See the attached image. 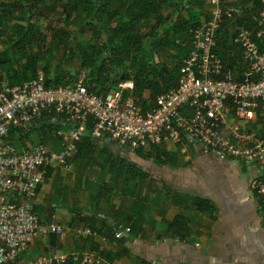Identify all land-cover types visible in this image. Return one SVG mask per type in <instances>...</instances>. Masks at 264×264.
Listing matches in <instances>:
<instances>
[{
    "label": "built area",
    "instance_id": "obj_1",
    "mask_svg": "<svg viewBox=\"0 0 264 264\" xmlns=\"http://www.w3.org/2000/svg\"><path fill=\"white\" fill-rule=\"evenodd\" d=\"M241 14L240 7L208 0L207 20L189 30L190 49L176 85L146 106L134 95L131 80L97 93L88 89L85 71L70 84H47L42 71L22 83H0V264L100 263L94 253L23 254L27 243L40 236L97 234L87 226L42 222L34 209L47 169L70 170L84 137L133 156L148 145L186 136L205 154L242 162L264 224V0L251 11L252 28H236L228 39L242 67L240 78L215 51L224 21ZM40 119L54 127L57 150L42 142L19 147L8 139L11 127L25 128ZM255 122L259 130L250 128ZM124 232L129 229L114 225L115 238Z\"/></svg>",
    "mask_w": 264,
    "mask_h": 264
},
{
    "label": "crops",
    "instance_id": "obj_2",
    "mask_svg": "<svg viewBox=\"0 0 264 264\" xmlns=\"http://www.w3.org/2000/svg\"><path fill=\"white\" fill-rule=\"evenodd\" d=\"M162 1L165 2L154 0L160 5ZM222 2L242 9L235 21L226 19L220 31L218 45L228 48L234 29L252 28L250 14L258 2ZM161 11L163 22L159 23L155 13L151 23L160 33L171 36L175 44L171 49L163 48L164 52H184L179 58L181 63L190 47V28L207 20L208 0H169L168 7ZM167 25L172 30H167ZM224 54V59L218 55L240 78L241 65L229 49ZM148 95L144 91L143 96ZM30 126L36 123L20 129ZM259 126L255 122L250 128ZM100 142L102 147L116 152L111 151L115 158L109 166H103L100 179L97 174L86 177V172L78 179L74 171L64 173L71 171L74 160L75 165L83 164L80 156L73 159L70 170L49 167L37 189L34 206L42 222L68 224L76 229L87 226L97 234L40 236L27 243L23 251L27 258L56 252L79 256L94 253L101 260L99 264H264L263 215L248 192L249 169L242 162L205 154L186 136L179 141L148 145L133 156L114 144ZM21 143L22 140L19 147L31 145ZM133 164L136 168L128 169ZM108 178L116 182V188L105 189ZM114 225L128 228L129 232L115 238Z\"/></svg>",
    "mask_w": 264,
    "mask_h": 264
},
{
    "label": "rangeland",
    "instance_id": "obj_3",
    "mask_svg": "<svg viewBox=\"0 0 264 264\" xmlns=\"http://www.w3.org/2000/svg\"><path fill=\"white\" fill-rule=\"evenodd\" d=\"M92 14L84 11L80 0H5L1 2L0 62H4L5 68L0 69V83H21L33 77L37 71H42L45 80H49L51 84H70L80 71H85L89 80L95 78L98 75V68L102 71L104 78L107 77L109 82L114 83L112 82L114 74L117 79L123 73L131 72L128 61H122L119 66L115 64V60L110 62L112 57L108 48H101L107 35L96 37V34L89 29V25H86L87 19ZM121 19H127L122 11L115 20L105 16L106 22L111 26L120 22ZM94 23L96 26L101 24L97 18ZM133 32L139 40L141 50L150 47L147 59L151 64L162 63L171 68L184 54L177 50L164 52V49L152 40L150 34L153 31L149 32L148 25L135 29ZM114 43L112 41L113 45ZM88 44L94 45L92 50L87 48ZM115 66L117 67L114 68ZM39 127L37 124L26 130L17 131L22 132L23 135L21 145L44 142L43 144L49 149L58 148V138L55 136L54 129L49 125L45 126L48 132L44 133L47 136L44 138ZM99 143L102 144L100 141L94 142L92 148L77 154L75 157H82L83 164L75 165L74 160L71 171H64V173L70 174L74 171L76 172L74 178L78 179L82 173L86 172V177H94L97 174L100 179L104 173L103 166H109L107 164L115 157L112 150L102 147L103 144ZM116 162L117 160L114 161ZM132 168H136L134 164L128 169ZM71 182L76 184L77 181ZM104 186L106 190H112L117 184L108 178Z\"/></svg>",
    "mask_w": 264,
    "mask_h": 264
},
{
    "label": "trees",
    "instance_id": "obj_4",
    "mask_svg": "<svg viewBox=\"0 0 264 264\" xmlns=\"http://www.w3.org/2000/svg\"><path fill=\"white\" fill-rule=\"evenodd\" d=\"M80 2L87 14L93 13L86 22V25H89V29L93 31L92 33H95L96 37H101L103 34L107 35L101 48H108L107 50L112 57L110 62L112 63L115 60V64L119 66L122 64V61H128V66L131 69V72L123 73L117 79L114 74L112 77V82H114V84L111 83V81L109 82L107 77L104 78L102 71L98 68V75L95 78L93 77V79L89 80L87 77L89 90L97 93L107 92L121 82L132 80L134 95L140 98L143 106H146L147 102L152 101L157 94L173 88L176 85L178 70L181 64L180 61L175 62L171 68L162 63L151 64L147 59L150 47L141 50L139 47V40L133 32L135 29L142 26L147 27L148 25L149 32L151 33V31H153L150 35L154 42L156 41L162 48H173L175 44L171 41V36L166 33H160L159 30H156L153 23H151L155 13H157L158 18H160L159 23L163 22L161 10L168 7L169 0H165V2L162 1V5L155 3L154 0H80ZM257 2L258 0H252L253 5ZM121 11L127 19H121L120 22L118 21L117 24L113 26L106 22L105 16H108L110 20H115L119 17ZM96 18L98 22H101L99 26H96L94 23ZM181 25H183V22L180 21L179 26L183 28ZM169 28L171 27L167 25L166 29L169 31L172 30ZM24 30H26V28H24ZM112 41L115 42L114 45ZM93 47L94 45H87L89 50H92ZM177 48H179L178 45ZM227 49H229L234 56V51L231 49L229 42L228 48L226 46L220 47L217 43L215 51L223 58ZM4 65V62H0V69H4ZM46 83L48 84L49 80H47ZM144 91L149 93L147 97L143 96ZM38 124L40 126V131L45 136L44 138H47L44 134L48 132L45 126H51V124L43 122L42 119L38 120ZM17 131H22V129L11 127L8 132V139L15 145H19L22 140V132ZM82 140L80 143L82 144L83 142V147L80 146V143L78 144V153H81L82 149L89 150L94 144L88 137H84ZM124 166H127V164Z\"/></svg>",
    "mask_w": 264,
    "mask_h": 264
}]
</instances>
